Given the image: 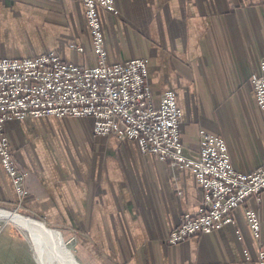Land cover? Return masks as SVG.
<instances>
[{"label": "crops", "instance_id": "1", "mask_svg": "<svg viewBox=\"0 0 264 264\" xmlns=\"http://www.w3.org/2000/svg\"><path fill=\"white\" fill-rule=\"evenodd\" d=\"M115 2L117 14L101 11L108 60L149 58L155 100L175 91L186 149L198 150L203 128L225 137L236 168L262 163L264 112L248 76L264 54V0ZM50 49L79 64L96 63L83 0H0V57ZM5 131L28 171L24 210L73 232L85 264H256L258 244L244 210L260 208L264 238V190L260 205L249 197L233 210V224L169 244L182 212L198 204L192 170L141 153L135 139L96 135L90 116H27L7 121ZM14 199L0 164V202ZM17 243L0 236V256L31 264Z\"/></svg>", "mask_w": 264, "mask_h": 264}, {"label": "built area", "instance_id": "2", "mask_svg": "<svg viewBox=\"0 0 264 264\" xmlns=\"http://www.w3.org/2000/svg\"><path fill=\"white\" fill-rule=\"evenodd\" d=\"M96 63L83 65L46 50L20 57H0V164L12 180L17 205L29 194L27 169L16 159L5 124L9 120L43 114L90 116L96 135L113 133L134 138L139 151L153 154L172 168H189L198 182V204L182 212L180 222L167 236L176 244L196 233H209L233 224V210L253 197L260 205L264 190V161L251 170L234 166L223 135L199 129V148L190 153L181 140L182 109L173 89L155 100L148 80V58L108 60L100 7L116 13L114 0H84ZM78 51L83 46L72 44ZM254 97L264 112V54L258 70L248 76ZM251 234L257 240L256 264H264V238L260 208L244 210ZM236 233L241 238L240 230ZM246 260H251L247 247Z\"/></svg>", "mask_w": 264, "mask_h": 264}, {"label": "bare ground", "instance_id": "3", "mask_svg": "<svg viewBox=\"0 0 264 264\" xmlns=\"http://www.w3.org/2000/svg\"><path fill=\"white\" fill-rule=\"evenodd\" d=\"M0 218L10 221L13 227L19 226L27 231L35 252V261L38 264H78L70 247L64 242L59 229L50 228L40 220L6 208H0ZM47 242L50 246L46 248L47 256H45L43 251L45 244L43 243L47 244ZM48 254L53 255V258L49 257L50 261H48Z\"/></svg>", "mask_w": 264, "mask_h": 264}, {"label": "rangeland", "instance_id": "4", "mask_svg": "<svg viewBox=\"0 0 264 264\" xmlns=\"http://www.w3.org/2000/svg\"><path fill=\"white\" fill-rule=\"evenodd\" d=\"M115 1V0H114ZM83 4H84V0H83ZM116 4V2H115ZM117 6V5H116ZM84 8H85V5H84ZM102 9H105L104 7H100V17H101V11ZM118 9V7H117ZM107 10V9H105ZM109 11V10H107ZM111 12V11H109ZM119 12V9L116 13L114 14H117ZM85 15H86V11H85ZM86 19H87V16H86ZM101 22H102V18H101ZM88 24V22H87ZM88 28H89V25H88ZM102 28H103V23H102ZM103 32H104V29H103ZM72 44H76L78 45L77 43H71V47L75 48L74 46H72ZM106 47V46H105ZM76 49V48H75ZM52 50V49H50ZM77 50V49H76ZM46 51V50H45ZM55 51V50H54ZM78 51V50H77ZM42 52V51H41ZM81 52V51H80ZM39 53V52H37ZM36 54V53H34ZM28 55H32V54H28ZM20 56H25V55H20ZM20 56H16L14 55L13 57H20ZM4 57H12V56H4ZM135 57H147V56H135ZM131 58V57H130ZM148 58V57H147ZM129 59V58H128ZM71 60V59H69ZM72 61V60H71ZM149 58H148V65H149ZM75 62V61H74ZM112 62H118V61H112ZM77 63V62H76ZM154 96V94H153ZM56 116V115H55ZM59 117V116H58ZM75 117V116H74ZM82 117V116H81ZM62 118V117H60ZM13 120H17V119H13ZM93 120V119H92ZM121 138V137H120ZM131 139V138H129ZM134 139V138H132ZM15 154V153H14ZM148 154V153H147ZM12 182V180H11ZM13 184V183H12ZM27 186V185H26ZM14 187V186H13ZM29 190V189H28ZM15 191V189H14ZM26 199V197H25ZM25 199L22 200V205H17V196H16V192H15V199L12 201V202H0V208H6V209H10V210H13V211H16L24 216H27V217H31V218H34V219H37V220H40L42 222H44L48 227L50 228H57L60 230V232L62 233V236H63V240L64 242L67 243V245L70 247L71 249V252L72 254H74L73 256L75 257V260L78 264H85L84 262H82L79 258H78V241H77V237L76 235L73 233V232H70L68 231L67 229H65V227H62L60 225H56V224H52V223H48V222H45L43 218L35 215V214H31L30 212H26L24 210V207H25ZM13 224L10 223V221L6 220L5 218H0V236H10V237H14L16 239V242L17 243V250L18 249H21V250H18L21 252L20 254V258L22 260H24V262H30L31 264H38L36 261H35V257H34V250L32 248V245L30 242V239H29V236H28V233L26 230L22 229L21 227L19 226H12ZM175 227V226H174ZM172 227V228H174ZM171 228V229H172ZM171 229L169 230V232L171 231ZM168 232V234H169ZM167 234V236H168ZM197 234V233H196ZM167 236H166V241H167ZM19 244V245H18ZM45 244V248L43 249L44 251V255L47 256V253H46V248H48L50 246V244H47L46 243H43ZM18 253V252H17ZM49 257L53 258V255L51 256L50 254H48V261H50ZM6 258H2L0 256V264H9L8 262L5 261ZM53 260V259H52ZM54 261V260H53Z\"/></svg>", "mask_w": 264, "mask_h": 264}]
</instances>
